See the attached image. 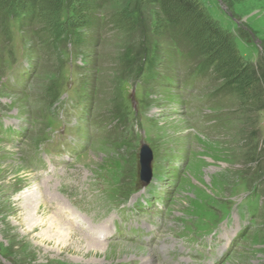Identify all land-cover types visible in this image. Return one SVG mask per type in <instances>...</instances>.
I'll use <instances>...</instances> for the list:
<instances>
[{
    "label": "rangeland",
    "instance_id": "1",
    "mask_svg": "<svg viewBox=\"0 0 264 264\" xmlns=\"http://www.w3.org/2000/svg\"><path fill=\"white\" fill-rule=\"evenodd\" d=\"M164 1L0 0V264H264V0Z\"/></svg>",
    "mask_w": 264,
    "mask_h": 264
},
{
    "label": "bare ground",
    "instance_id": "2",
    "mask_svg": "<svg viewBox=\"0 0 264 264\" xmlns=\"http://www.w3.org/2000/svg\"><path fill=\"white\" fill-rule=\"evenodd\" d=\"M29 166L32 169L31 171L38 172L40 170H44V169H41L42 166H37V165H34V164H30ZM44 168H47V167H44ZM47 171H48V173H45V175H48L49 173H52L51 172L52 168L47 170ZM62 207H65V206H62ZM72 209H73L72 207L66 206L63 209V211L65 210L64 212L67 214L68 213L67 211L71 210L72 214H73L75 210L73 209L74 210L73 211ZM76 214H78V213L75 212L74 215L78 216ZM67 216L75 217L73 215H68V214H67ZM52 218H53L52 220H49V218L44 220V221L41 220L38 224L35 225V226H38V228L41 229L40 230L41 231V235H45L46 237H48L50 239H54V240L62 242V243L65 242L66 240H70V239L74 240V238L77 237L72 228H70L68 226H65L66 224L64 225L62 223V221H60L54 215L52 216ZM227 238H229V237H227ZM224 245H227V243H225ZM131 248H132V246H130L128 244H121V245H119L117 247V249L119 251H129ZM143 263H145V264H156L154 259L152 258V256H146L145 259L143 260Z\"/></svg>",
    "mask_w": 264,
    "mask_h": 264
},
{
    "label": "water",
    "instance_id": "3",
    "mask_svg": "<svg viewBox=\"0 0 264 264\" xmlns=\"http://www.w3.org/2000/svg\"><path fill=\"white\" fill-rule=\"evenodd\" d=\"M152 150L148 144L143 143L140 146L139 152V165H140V180L143 184H146L151 178V161Z\"/></svg>",
    "mask_w": 264,
    "mask_h": 264
},
{
    "label": "trees",
    "instance_id": "4",
    "mask_svg": "<svg viewBox=\"0 0 264 264\" xmlns=\"http://www.w3.org/2000/svg\"><path fill=\"white\" fill-rule=\"evenodd\" d=\"M193 0H165L164 2H163V8H164V10H165V13L164 14H167L168 15V8H169V5L170 4H175V5H177L178 7H181L182 8V10H185V11H190V12H196V10L197 11H199V8H197V7H195L194 5H193ZM13 9H18V8H16V7H14V6H12V11H11V13L10 14H13V15H19V12L18 11H16V10H13ZM199 12H201V11H199ZM201 14V16H202V13H200ZM196 15H199V14H196ZM200 16V15H199ZM74 20H77L78 19V17H72ZM167 23L168 24H172V27H176V26H174V23H176V22H174V21H167ZM158 26H160V25H158ZM178 30V29H177ZM179 32H181L182 33V31L181 30H178ZM180 33V35H183V34H181ZM179 36V35H178ZM223 72H226L225 70L223 71ZM228 74V73H227ZM249 77V75L247 74V73H244V75H243V79H246V78H248Z\"/></svg>",
    "mask_w": 264,
    "mask_h": 264
}]
</instances>
